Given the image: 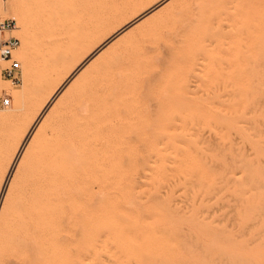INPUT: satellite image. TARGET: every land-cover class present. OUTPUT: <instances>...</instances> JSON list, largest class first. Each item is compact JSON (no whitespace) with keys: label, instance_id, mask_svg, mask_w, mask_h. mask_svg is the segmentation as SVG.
Here are the masks:
<instances>
[{"label":"rangeland","instance_id":"374dc122","mask_svg":"<svg viewBox=\"0 0 264 264\" xmlns=\"http://www.w3.org/2000/svg\"><path fill=\"white\" fill-rule=\"evenodd\" d=\"M1 15L20 39L18 83L0 72L1 264L32 258L75 185L103 227L72 264H264V0H0Z\"/></svg>","mask_w":264,"mask_h":264},{"label":"bare ground","instance_id":"6f19581e","mask_svg":"<svg viewBox=\"0 0 264 264\" xmlns=\"http://www.w3.org/2000/svg\"><path fill=\"white\" fill-rule=\"evenodd\" d=\"M13 57H14V54H13ZM72 169H73V166H69L68 170L66 171V174L70 175L72 173ZM27 185L30 187L29 183ZM32 186H33V184H32ZM98 187L100 189L101 184H99ZM73 188L75 190L73 189L74 190L73 192L70 190L71 194L69 195V197L66 199H63V201H61V202L67 204V207H66L67 211H69V212L71 211V212H73V214L69 215L67 213L68 215L66 217H62L63 219H60L58 222H55L53 218L51 220H49L48 223L43 228L41 235L36 237V239H35V237L32 238V241L30 240L31 242L34 241L35 245H34V243H33V245L36 246V248L35 247L33 248V246L28 247L29 251L33 248L34 253L31 250L32 251L31 257L32 258L29 260L28 259L25 260V262L21 261V263H15L16 260L13 257V260H14V261H12L13 264H72V259H71L72 252L70 250L71 245H74L75 247H79V248H84L89 243L96 241V238L101 236L102 227H103L101 220L90 218L88 213H87V210H86V208L90 207V206H94V207L98 208L100 206L101 198L96 197L93 194H89L88 196L81 195L79 193V190L85 188L84 185H75V186H73ZM28 192H30L29 189H28ZM34 192H36V190ZM26 193H27V191H26ZM92 199L94 201L91 202ZM22 209H20V210H22ZM33 214H35V213H33ZM32 222H34V218H33L32 214H30V215H27L26 217H24V220H22V223H20V225L21 226H27L28 224H31ZM31 226H33V225L31 224ZM33 228H35V227H33ZM33 228L30 227V229L32 231H33ZM37 230L38 229H36L35 231H37ZM35 231H33V232L35 233ZM33 235H35V234H33ZM23 237H25V236H23ZM15 238L17 239V237H15ZM21 238H22V236H21ZM38 240H39V242H38ZM48 240H49V244H50L49 245L50 250L44 251L42 249V246H44L48 242ZM14 241H16V240H14ZM30 241L28 240L27 243H29ZM19 242L20 241H18V243ZM24 242H22V244ZM22 244L20 242V244L18 246H21ZM22 247H25L24 244H23V246H21V248ZM6 257H8V255ZM10 257H12V256H10ZM7 259L8 258L3 259V261L6 260L5 263H3V264L7 263V261H8ZM84 260H85V254H84V252H81L78 264H85ZM18 261H19V259H18Z\"/></svg>","mask_w":264,"mask_h":264},{"label":"built area","instance_id":"2783aa9c","mask_svg":"<svg viewBox=\"0 0 264 264\" xmlns=\"http://www.w3.org/2000/svg\"><path fill=\"white\" fill-rule=\"evenodd\" d=\"M16 28V22L12 18L0 16V72L14 84L19 81L16 75L18 63L13 60V53L20 45V39L13 33ZM9 103L8 97H0L2 106H8Z\"/></svg>","mask_w":264,"mask_h":264}]
</instances>
